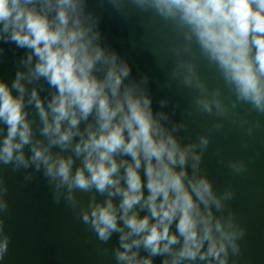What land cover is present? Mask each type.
<instances>
[{"label": "clouds", "instance_id": "obj_1", "mask_svg": "<svg viewBox=\"0 0 264 264\" xmlns=\"http://www.w3.org/2000/svg\"><path fill=\"white\" fill-rule=\"evenodd\" d=\"M109 4L158 20L146 39L170 58L169 79L196 94L195 111L236 123L234 110L245 104L264 115V0ZM86 9L87 0H0V40L26 50L10 82L0 78V165L31 170L32 184L42 176L53 202L63 201L100 243L118 234L116 264L158 256L161 264H239L247 228L230 207L234 187L217 188L202 167L210 134L183 142L177 133L186 124L154 111L148 78L133 77L129 62L101 42L99 18ZM202 62L234 99L209 87ZM227 166L237 176L248 171L240 158ZM7 191L0 177V261L11 242Z\"/></svg>", "mask_w": 264, "mask_h": 264}, {"label": "water", "instance_id": "obj_2", "mask_svg": "<svg viewBox=\"0 0 264 264\" xmlns=\"http://www.w3.org/2000/svg\"><path fill=\"white\" fill-rule=\"evenodd\" d=\"M127 9L118 13L109 4V0H87V11L91 10L99 18L101 42L115 49L129 62L133 77L137 80L145 76L148 78L147 86L153 97L154 111L162 110L170 115L171 122L186 124L187 127L177 133L185 143L195 141L202 134H210L211 143L204 154L202 167L217 188L222 189L228 184L234 187L236 195L230 202V207L247 228L246 236L241 242L240 256L236 259L239 264H264V154H248L251 146L256 149L264 146V115L251 111L245 104H238L234 110L236 123L231 118L219 119L214 114L208 116L195 111L196 94L169 79L168 73L172 67L170 58L154 54L146 39V34L159 23L158 20L153 16L148 21L135 18L131 14L134 13V8L129 5ZM16 47L14 43L0 40V48L4 50L0 55V78L9 82L10 77H14L20 66L22 67L20 61L26 56L24 49L19 50V55H16L13 51ZM200 71L210 88H221L226 102L234 99L219 76L203 62ZM161 100L167 101L163 108L160 105ZM241 119L248 121L244 127L239 126ZM257 121L259 127H256ZM217 122L224 126L219 132L213 127ZM83 126L82 124L81 127ZM248 127L253 130L251 136L245 135ZM244 142H247V147L243 146ZM217 148L221 149L220 155L215 154ZM235 158L243 159L247 163L248 171L245 175H233L228 168L227 161ZM29 172L31 170L14 172L11 166L0 165V177L8 189L4 198L9 205L8 213L2 215L5 233L11 237L8 253L0 264H68L75 261L62 248L51 246L49 240H46L45 251L40 227L45 229L46 235L48 232V237L52 236L54 218L61 219L63 215L59 213L66 206L60 205L63 201L53 202L42 176L39 185L26 181L25 176ZM80 198L87 201L86 194H82ZM38 214L41 216L40 225ZM88 234L91 236L87 241L90 254H95V251L100 254L98 264H116L112 250L118 246V234L114 233L107 243H100L87 229V236ZM145 254L141 251V255ZM162 259L155 257L154 264H161Z\"/></svg>", "mask_w": 264, "mask_h": 264}, {"label": "rangeland", "instance_id": "obj_3", "mask_svg": "<svg viewBox=\"0 0 264 264\" xmlns=\"http://www.w3.org/2000/svg\"><path fill=\"white\" fill-rule=\"evenodd\" d=\"M87 10V9H86ZM128 10V9H127ZM90 12H92L90 10ZM135 18H139L144 21H148L152 16L150 14H138L137 11L134 9V13H131ZM21 50L20 48H15L13 51L16 55L17 52ZM21 68V66H20ZM40 85H43L44 90L41 91V96L44 97L48 94V88L45 82L40 81ZM39 86V85H37ZM31 87V85L29 86ZM264 143V141H262ZM259 152L264 154V146L260 149H256L255 146H251L249 148L248 154L252 156H256ZM81 196L82 194H78ZM63 207L66 205L64 203H60ZM40 214V212L38 211ZM38 214V225H40V218L41 216ZM63 215L61 219L54 218L53 224V235L48 237L45 233V229L40 227L41 235L43 232L44 240L43 246L46 251V240L51 242V246L60 249L62 248L67 255L70 257L75 258L76 260L73 262H69L68 264H98L99 260V253L90 254V245L87 242L90 240V235L87 236V228L74 216L71 209L66 206V209L59 213ZM50 230L52 228L50 227ZM81 233V234H80ZM50 264V262H49Z\"/></svg>", "mask_w": 264, "mask_h": 264}]
</instances>
